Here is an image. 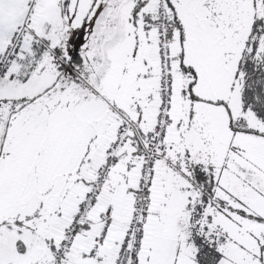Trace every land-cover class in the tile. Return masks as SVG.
<instances>
[{
  "label": "snow or ice",
  "instance_id": "snow-or-ice-1",
  "mask_svg": "<svg viewBox=\"0 0 264 264\" xmlns=\"http://www.w3.org/2000/svg\"><path fill=\"white\" fill-rule=\"evenodd\" d=\"M0 264H264V0H0Z\"/></svg>",
  "mask_w": 264,
  "mask_h": 264
}]
</instances>
